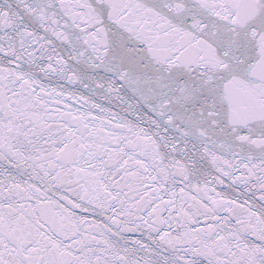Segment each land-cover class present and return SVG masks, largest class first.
Returning <instances> with one entry per match:
<instances>
[{"label":"snow or ice","instance_id":"6c2138e0","mask_svg":"<svg viewBox=\"0 0 264 264\" xmlns=\"http://www.w3.org/2000/svg\"><path fill=\"white\" fill-rule=\"evenodd\" d=\"M0 264H264V0H0Z\"/></svg>","mask_w":264,"mask_h":264}]
</instances>
